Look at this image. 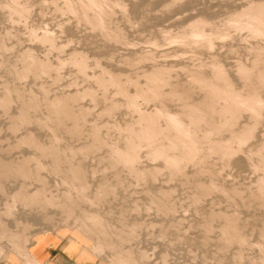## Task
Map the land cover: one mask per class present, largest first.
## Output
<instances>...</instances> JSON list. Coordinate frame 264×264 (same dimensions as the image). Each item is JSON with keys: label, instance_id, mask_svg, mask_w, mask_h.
<instances>
[{"label": "rangeland", "instance_id": "374dc122", "mask_svg": "<svg viewBox=\"0 0 264 264\" xmlns=\"http://www.w3.org/2000/svg\"><path fill=\"white\" fill-rule=\"evenodd\" d=\"M19 2L0 0V99L9 96V104L0 106V220L9 227L0 229V245L15 252L8 238L18 231L27 251L37 233L68 229L83 234L92 253L108 264H117L113 258L121 254L126 264H264V198L252 196L264 165L253 169L249 162H239L242 154L225 162L208 151L209 143L229 137L226 123L220 131L202 123L196 134L210 139L201 145V160H184L179 170L175 162L165 168V155H149L154 145L145 139L137 140L135 161L116 156L117 149L130 150L129 134L136 136L147 124L165 128L158 116L162 106L180 114L183 104L201 102L208 83L196 78L203 70L206 75L212 66L234 71L240 61L253 67L256 77L264 64L252 66L251 49L264 40L262 44L248 29H229L228 36L209 45L181 46L175 36L189 32L196 21L219 32L230 15L264 0H120L121 6H113L110 24L127 43L83 18L85 10L77 0H69L76 5L74 11L68 9V0ZM29 49L42 64L23 57ZM159 68L164 69L160 75ZM215 75L216 71L210 74L208 82ZM162 78L163 98L139 93H152ZM175 87L187 92L182 98H167ZM128 94L137 96L136 106L128 105ZM55 99L60 105L51 104ZM65 104L70 108L66 105L69 110L61 113ZM246 113L233 128L255 123ZM186 119L182 116L187 123ZM158 135L167 141L164 132ZM261 135L264 110L255 136L243 141L244 150L264 142ZM173 149H167L166 157L179 156V148ZM251 160L257 162V156ZM139 169L146 173L141 176ZM153 169H158L156 174H150ZM212 183L217 187L206 191ZM38 190L40 197L29 203V195ZM19 193L26 194L25 199L19 200ZM69 213L73 215L67 218ZM85 215L98 216L103 231L93 230ZM228 216L236 228L226 232ZM237 236L243 242L237 243ZM22 252L16 254L25 256Z\"/></svg>", "mask_w": 264, "mask_h": 264}, {"label": "bare ground", "instance_id": "6f19581e", "mask_svg": "<svg viewBox=\"0 0 264 264\" xmlns=\"http://www.w3.org/2000/svg\"><path fill=\"white\" fill-rule=\"evenodd\" d=\"M19 1L20 0H12L14 5L16 3L19 4L20 3ZM77 2H79L85 10V11H83L84 12L83 18L90 19L91 21H93L94 24L95 23L101 24L102 28H104L103 30H104L105 35H107V36L111 35L114 37L116 36L117 41L119 40L122 43H125L127 41L126 38H124L123 36L121 37L119 35L118 28L116 26H114V25L112 26L110 24L111 21L113 20V18H111L112 13H113V6H115V5L121 6L120 0L119 1H116V0H77ZM123 5H122V8L124 7ZM73 6H74V4L69 2V0H68V4H67L68 9L73 10ZM240 12L242 15L241 14H237L234 16L230 15V17L227 18V21L224 22L223 27H222L223 29L219 32H218L219 29L216 32H214L215 30L214 31H212V30L208 31V29H207L208 23L196 21V23L193 22V23H191V25L189 24L190 25L189 32L184 30V32H181L184 34L181 35L179 33L181 36L176 35L175 37L179 41L178 43H180L181 46L182 45L183 46L192 45V44L195 45V44L201 43V42L209 45L210 43H213L215 39L221 38L223 36H228L229 35V29H231V30L232 29L233 30L234 29H237V30H239V29H244V30L246 29L247 30L248 29L250 34H252V36L254 35L255 38L257 37L260 41L264 40V4H261V3L256 4V3L250 2L249 9L246 11L244 10L243 12L242 11H240ZM19 13H17V14H19ZM13 14H14V12H13ZM89 16H92V18H89ZM101 25L99 27H101ZM189 25H188V27H189ZM241 31H243V30H241ZM47 38L49 39V37H47ZM260 41H258V42H260ZM263 42L261 41L262 44H263ZM253 50H254L253 53H255L256 55L254 54L255 58H254V62H252L253 63L252 66H259L258 64H260V63H261V65H262V63L264 64V61H262L263 60L262 56L264 55V44L263 45H261V44L255 45L251 49V51H253ZM34 55L35 54H34L33 50L31 52L30 49H29V52L26 51V53H23V57H26L27 60H29L31 63H36V65L42 64L40 62V60H38ZM25 65H26V63H25ZM38 66H40V65H38ZM27 67L28 66H26V68ZM40 67H39V69H40ZM235 67L236 68L233 69L234 71H231L230 69L227 70L225 66H216V68L214 66H212L211 71L207 70V72H210L207 75L205 73H203L204 70L202 72H200L198 77L196 78L197 79L196 82L208 83L207 87L204 88L205 90L203 89L205 91V98L199 103L193 101L191 103L183 104L182 108L180 109L181 110L180 114H174L173 112L162 108L163 106L160 104L159 107L160 106H162V107H161V110L158 111L159 112L158 116L164 119L165 128L164 129L159 128V127L154 128V127L150 126L149 124H147L146 127L141 128L139 130V132L137 133L136 136L135 135L132 136L131 134H129V142L127 143V147L130 148V150L128 152H122V150L117 149L116 156L119 157L118 159L120 160L122 158V159H124V161H129V162L135 161L137 158H139V154L137 152L138 149H136L137 140L143 141L145 139V140H149L150 143H152V145H154L153 146L154 150L151 151L149 153V155H153L156 157H159V156L161 157V155L163 157V155H165L163 157V158H165L164 165H166L167 167H165V166L164 167L165 168H169V167L172 168L171 164H173V167H174V162H175L176 163L175 168L177 170L178 167L179 168L181 167V164H182V162H184V160H185V162H186V160H195V159L201 160L200 155L203 153V149L205 148L201 145L204 143H207L206 138L210 139V137H203V139H202V138H199L197 136L196 131L199 130L200 125L203 123L204 124L203 126H205V128L208 130L214 129V131H217V130L220 131L221 130L220 128L225 129V128H223L225 125L222 126V124H221L222 122H224V124L226 123V126H229V128H227V129H229L227 131V132H229V133H227V134H229V137L225 138L224 141H223V138L219 137L220 139H217V141L219 140L218 141L219 143H216V144L214 143V141H212L213 143L211 142L208 144V149H209L208 151H215V153H217L219 155V157L225 162H229V160H231V158H234L235 155L242 154L243 158L239 157L240 158L239 162H249L253 166V169L255 167H257V168L263 167L262 165H264V142H260V144L257 148L250 147L247 151H245L244 150L245 144H243L244 143L243 141H247V140L251 139L253 136H255L256 124L262 118V114H263V110H264V66L260 67V69H257L258 71L255 70L256 72H258L256 77L254 76V68L245 65L243 62L239 61ZM28 68H30V65ZM165 71H166V69H165ZM215 71H216V75L214 76L215 80L208 82V76L210 74L214 73ZM161 72H164V69L159 68V69H157L156 73H158L160 75ZM231 73H232V75H231ZM237 80L241 83V86H239V87L237 86V83H236ZM163 83L165 84V80L162 78L160 80V83H158L159 86L156 85V87H155V89H153L154 91L152 93H144L145 91H143V90H140L139 93L141 95H144V97H145V95H147L148 97H151V98L152 97H154V98L158 97L161 99V98H163L164 93H162V91L159 89V87H161V85H163ZM147 85H149V84H147ZM150 87H151V85H150ZM203 87H204V84H203ZM185 91L186 90L179 91V90H177V87H175L174 89H172L170 91L169 94L166 95V97L168 98L170 96L175 95L176 97L180 98V96H181V98H182L183 95H185V93L187 92V91L186 92ZM140 94H138V95H140ZM7 95H5L2 99H0V106H6V104H9L8 103L9 102V96H7ZM128 95L126 98V102H128V105L130 103V106H134V105L136 106L137 104H135V103H137L136 102L137 96H130V95L128 96ZM77 96L78 95L71 97L72 100L76 99ZM59 100L60 99H55L51 104L56 103L57 105H60L59 103H57V102H59ZM67 104H65L64 108H62V106L60 107L61 109L59 111H62L61 113H63V111H66L68 109L69 106ZM66 105L68 106L67 109H66ZM84 111H82L83 114H84ZM244 112L245 113L247 112L250 115V117H252L250 119L254 118L256 120L255 123L245 124V125L241 126L240 128H237V129H235L236 126L233 128L235 120L239 119V117L242 115V113L244 114ZM66 114L67 115H70V114L74 115L73 112H71L70 114L69 113H66ZM182 116H185L187 118L186 119L187 123L182 121ZM207 116L210 119L212 117H216V119H218V121H216L214 119H211V120L208 119L209 121L205 122V120L207 121V119H206ZM21 117H25V114L22 113ZM148 120L151 123V121L155 120V117H153V116L149 117ZM219 124H221V126ZM215 128H216V130H215ZM131 130H132V128H131ZM160 132L161 133L164 132L166 134V137H167L166 142H164L162 139H160L161 136L158 135ZM218 136H221V135L218 134ZM261 137H264V136L261 135ZM213 140H215V139H213ZM32 142L35 143L34 140H32ZM175 147L179 148V150H180L179 156H174V155L171 156L170 155V156L166 157L167 149H170V148L177 149ZM179 150H177V151H179ZM241 152H243V153H241ZM254 154H255V156H257V159H258L257 162H253L251 160V157H252V155L254 156ZM113 155H115V152L113 153ZM167 155H169V152H167ZM55 158H57V157L55 156ZM1 166H3V164H1ZM257 168H255V169H257ZM251 170H252V168H251ZM21 171H22L21 174L23 173L24 175L25 174L27 175L30 173V171H26V170L25 171L21 170ZM152 171H153V173H150V171H147V172L150 174H156L158 169H153ZM138 172H140L139 173L140 175L141 174L144 175L146 173L145 170H140V169L138 170ZM260 172H262V171H260ZM74 177H76V176H74ZM256 181H257V186H256L257 187V189H256L257 193L256 194H254V193L252 194L251 192L250 193L252 194L253 197H255L257 199L258 198H264V172H262V174L260 176H258V180H256ZM83 185L81 187L87 186L86 184H85V186H83ZM215 185H216L215 183L213 185L210 184V186L205 187L204 189L206 191H210V190L217 187ZM85 188H87V187H85ZM202 189H203V187H202ZM85 190H82V191H85ZM20 192H22V191H20ZM39 192L40 191L38 190V191L34 192L33 194H30L31 196L29 195L28 202H29V200L31 202H34L37 198H39L40 196L38 194H41L42 191L40 193ZM19 194H17V195H19ZM45 194H46V192H45ZM25 195L20 194L19 197H17V198H19V200L25 199V198H23ZM36 196H37V198L35 199ZM43 197H44V195H43ZM14 201H16V200H14ZM25 201H27V199ZM47 201L49 202V200H47ZM27 203H25V206ZM9 207H11V205ZM9 207L7 209H10ZM70 214H72V213H69L67 215V218L70 216ZM82 215H83V213H82ZM87 215H85L83 217H85L87 219V222L91 224V226L93 227V230H95V229H101L102 230L103 223H101V219L96 215H91V216L90 215L87 216ZM225 217L227 218V215H225ZM232 219H233L232 217L228 218L227 223H225L226 225H224V227H226V229L223 228L224 231L229 232V231H233L236 228V223ZM19 225H21V223H19ZM7 228H9L8 224H6L0 220V229H2V231H3V229L5 230ZM18 228H19V226L17 227V229ZM17 232H16V234L12 233V231L9 232L10 234L11 233L12 234H11L10 238H8V240L11 243V246H13V248L15 249L14 253H17V252L23 253L22 251H24V255L28 259V257H30V256L28 255L27 251L24 249V247H25L24 244L26 241L25 240L23 241V239L18 240L19 235H17L18 234ZM1 233H3V232H1ZM261 233L263 234L262 236H264V227L262 228ZM103 236L105 237V235H103ZM16 238H17V240H15ZM25 239H26V237H25ZM97 239L99 241V238H97ZM102 240H103V238H102ZM235 240L237 241V243H240V242H243L244 239L242 237L237 236V238ZM109 241H110V239H109ZM112 247L114 248V246H112ZM102 248L107 249L106 247H102ZM115 250H117V249H115ZM8 251H9L8 249H5L4 247H2L0 245V258L2 256L6 255L7 253H9ZM25 252H26V254H25ZM119 252H121V251H118V253ZM114 253H117V252H114ZM117 254H116V256H117ZM121 255H118L117 257H115L113 259L115 260V262L117 264H126V261L122 258L123 256L121 257ZM2 258H4V257H2ZM30 261H31V257L29 259V262ZM130 262L131 261H129V263ZM134 264H136V263H134Z\"/></svg>", "mask_w": 264, "mask_h": 264}, {"label": "crops", "instance_id": "0c3cea01", "mask_svg": "<svg viewBox=\"0 0 264 264\" xmlns=\"http://www.w3.org/2000/svg\"><path fill=\"white\" fill-rule=\"evenodd\" d=\"M88 239L68 229L37 233L27 246L25 257L9 252L0 258V264H108L94 255Z\"/></svg>", "mask_w": 264, "mask_h": 264}]
</instances>
